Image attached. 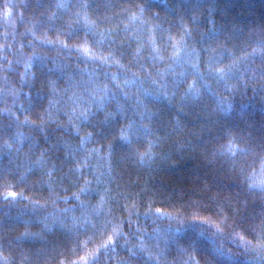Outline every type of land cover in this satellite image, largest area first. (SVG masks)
<instances>
[{
	"label": "trees",
	"instance_id": "trees-1",
	"mask_svg": "<svg viewBox=\"0 0 264 264\" xmlns=\"http://www.w3.org/2000/svg\"><path fill=\"white\" fill-rule=\"evenodd\" d=\"M165 2L0 0V251L11 264H264V192L240 177L244 168L258 180L260 161L233 160L225 135L264 138V54L253 51L264 0H200L225 31L240 29L214 51L200 42L203 21L185 38ZM209 55L222 58L218 67L236 61L239 93L211 82L234 104L230 116L211 113V95L182 100L194 75L173 86L193 64L203 73ZM137 101L155 113L151 121L141 120ZM84 111L93 113L86 122ZM129 122L131 144L120 140ZM26 221L42 236H19Z\"/></svg>",
	"mask_w": 264,
	"mask_h": 264
},
{
	"label": "snow or ice",
	"instance_id": "snow-or-ice-1",
	"mask_svg": "<svg viewBox=\"0 0 264 264\" xmlns=\"http://www.w3.org/2000/svg\"><path fill=\"white\" fill-rule=\"evenodd\" d=\"M187 5V7H185ZM144 10H147L149 8L154 7V5L144 4L139 6ZM164 7L169 9L168 15L172 16L176 21H178V26L180 30L182 31L183 37H191L193 35L194 30H199L200 25L203 21L205 26L207 27V30L200 33V42L201 43H207L208 48L205 49L206 51H214L211 49V44L216 43L221 39V36H223L225 42H227L229 39H235V34L240 31V29L233 25L232 28L228 31L224 30V26L222 24H219L216 16L213 13V5L211 3L208 4H202L200 0H166ZM5 17L7 18L8 12L5 11L4 13ZM153 18L156 20H160V16L158 13L153 14ZM135 19V17H133ZM164 21L161 20V23ZM188 25H191L190 28ZM172 25L170 24L169 29L167 30L169 33L171 32ZM154 30L158 31H165L161 28L160 24L154 25ZM251 31V30H250ZM259 33L258 39L256 41L257 47L253 49V51H257V49L260 50L262 54H264V24L260 26L259 29L256 30ZM207 38V39H206ZM169 39L171 40L172 37L169 35ZM67 47V45H65ZM173 48L176 49V51L173 53V55L176 57V59L173 61L174 63L180 62V57L178 55L179 49L177 48V45L173 43ZM84 55L89 54V49L85 48L82 50ZM154 51H157V49L154 48ZM195 51V50H193ZM197 58L199 60L200 53H196ZM229 55H231V52H229ZM157 57H153V59H156ZM104 59V58H102ZM41 59V63H42ZM223 60L222 58H218L214 55H209L207 58V68L202 73L199 71V63L193 64L191 66V73L189 72H183L180 74V78L173 82V86L176 89H179L181 86L184 85V83L187 80V76L189 74L194 75L195 79L188 83V91L185 92L184 97H182V100H190L192 103H200L201 98L205 95H211L214 97V103L215 107L212 109L211 113L217 116L223 115V116H230L233 111H235L234 104L230 101H228L225 97L219 96L216 92L213 91L212 87V81H215V84L217 87L223 88L225 92L228 93H239L240 91V74L234 71L236 67V61L234 60L232 64H229L227 67H218L217 65L222 64ZM261 78L264 79V71L261 72ZM232 80H236L237 83L233 84L231 83ZM130 83V82H126ZM49 86L51 87L52 95H56V88H55V81H49ZM246 87V85H245ZM68 92V89H65L64 92L61 95H66ZM102 97L100 103L103 104L104 101L108 98V89L107 86L104 87L102 90ZM175 97V93H173V98ZM154 99H157L159 97H153ZM262 99H264V96H262ZM96 101L94 100L93 103ZM60 101L56 100H50L49 106L53 107L57 104H59ZM66 103H71L73 105V113L77 111V109L80 106V99L79 97L72 95L68 96ZM138 106H144V111L140 113L141 120H144L145 118L148 120H152V117L155 115V113H152L148 111L146 105H141L140 101H137ZM119 114L120 111H119ZM80 115L83 117V120L86 122L88 121L92 116L93 113L90 111H84L81 112ZM109 119H113V117H106V121ZM142 127L147 132L150 131L148 125H142ZM136 132L134 130V123L129 122L126 129L121 128L120 129V140L122 142H126L131 144L132 137L135 135ZM91 135V134H89ZM225 135L228 138V149L227 151L231 153V158L234 160L237 155H248L252 154L254 157L259 159L260 161V178L257 180L255 179L254 175L245 176V169H240V177H241V183L248 182V187H259L261 192H264V138H262L259 143H252L251 141L245 139L244 136L240 135L238 132L228 129L225 131ZM255 139V138H254ZM235 141L236 143H234ZM154 141L148 142V150L150 151L153 146ZM238 145H243V147H238ZM223 147V146H221ZM146 153H140L141 156V163H143L144 157ZM86 191V189L82 190ZM17 193L15 192H9L6 194L7 197H17ZM157 214H160L161 210H156ZM148 215V214H146ZM29 225L27 224V221L25 222L24 231L19 233V236H27V237H40L42 236V233L32 232L29 231ZM44 229L47 231L52 230V226L45 223ZM117 233H119V227L115 230ZM219 232V228L217 229ZM203 235V233H201ZM241 240L244 239L243 236L240 237ZM111 241V237L109 238V242ZM213 247L216 248V251L218 254L223 255V253L220 251L222 248V245L216 246L215 244ZM131 252L132 250L129 249ZM135 255V253H133ZM190 259L194 260V257H190ZM24 261H27V257L23 258L22 264H24ZM0 264H11L9 257L4 256L3 251H0Z\"/></svg>",
	"mask_w": 264,
	"mask_h": 264
}]
</instances>
